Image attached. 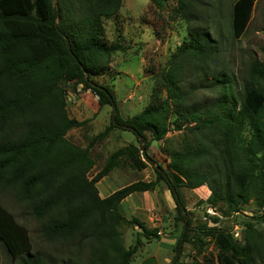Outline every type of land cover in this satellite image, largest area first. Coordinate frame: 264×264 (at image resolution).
I'll return each instance as SVG.
<instances>
[{"label":"trees","instance_id":"obj_1","mask_svg":"<svg viewBox=\"0 0 264 264\" xmlns=\"http://www.w3.org/2000/svg\"><path fill=\"white\" fill-rule=\"evenodd\" d=\"M177 2L175 11L188 23L187 35L157 77L155 101L122 119L109 85L99 80L112 56L127 49L117 39L110 44L103 39V18L115 15L122 0H0V188L29 208L40 224L42 240L60 249L56 256L34 250L26 227L0 203V240L13 261L132 264L141 246L159 237V229L146 228L135 217L127 220L120 203L131 193L155 190L160 182L175 203L170 215L161 214V230L175 237L174 256L186 222L184 242L199 252L209 238L219 249L218 263L261 260L264 243L252 222L244 223L241 243L221 226L196 223L180 190L206 185L209 194L205 199L195 195L194 204L217 212L209 215L213 223L242 211L249 201L261 211L257 219L264 221V63L249 55L240 81L226 68L215 71L212 98L196 100L201 86H191V78L201 73L209 77L215 49L204 30L192 27L203 0ZM253 2H232L234 33L246 26ZM69 85L79 95L82 90L95 96L98 109L112 107L109 124L85 146L67 136L89 121L69 116ZM115 128L130 130L135 142L113 150L89 176L95 166L94 145ZM171 131L183 135V149L171 150L161 165L147 147L153 141L165 142ZM126 163L139 171L154 165L155 179L135 180L101 197L97 181ZM161 203L165 206L163 197ZM125 222L141 228L129 245L121 230ZM139 264L158 262L148 255Z\"/></svg>","mask_w":264,"mask_h":264},{"label":"rangeland","instance_id":"obj_2","mask_svg":"<svg viewBox=\"0 0 264 264\" xmlns=\"http://www.w3.org/2000/svg\"><path fill=\"white\" fill-rule=\"evenodd\" d=\"M234 1L203 0L202 7L199 9L200 15L195 16V21L192 22V27L207 33L215 49L209 66V77L201 73L191 78V86H201L195 95L198 101L206 102L212 98L214 91L211 89L213 82L211 74L215 71L226 68L233 73L235 80L240 81V75L244 71L249 55L257 56L264 63V0H254L248 22L239 34L233 32L230 21V8ZM177 9V0H122L121 7L115 15L103 18L104 41L110 44L117 39L127 46L125 51L117 52L112 56L107 73L99 78L101 82L109 85L122 119L140 112L147 104L155 101L152 92L155 86L158 87L157 77L166 68L170 56L187 35L188 23L181 18L179 11L178 13L175 11ZM67 90L69 116L81 120L89 118L88 123L83 127L69 130L67 136L75 143L85 146L96 133L109 124L112 107L106 105L98 109L95 96L89 93L82 94L84 93L82 90L79 91V95L71 85L67 87ZM146 135L147 138L150 137L149 132H146ZM183 139L179 131H171L166 135L165 142L164 140L153 141L147 147V152L155 161L165 165L166 155L171 150L183 149ZM129 142H135L134 134L128 129L118 128L97 142L93 148L95 166L89 172V176L102 166L109 153ZM144 159L147 161L145 157ZM148 166L150 169L154 167L150 163ZM140 177L139 170L133 167L123 171L115 170L102 183H99L98 189L100 193L108 194L132 180H140ZM180 191L185 207L186 209L191 207L192 218L196 223L207 221L209 226H221L242 243L246 231L244 223L250 221L260 232L264 243V221L257 219L256 216L261 211H256L252 201L244 204L242 211L221 216L220 222L213 223L209 220V215L217 212L205 205L194 204L197 197L189 189ZM0 203L13 214L18 223L26 227L34 250L39 249L54 255L60 253L58 247L50 246L42 240L39 236V222L30 215L29 208L12 192L0 188ZM122 213L127 220L131 218L125 203H122ZM132 227L133 224L128 222L121 226L126 245L132 244L136 238ZM205 240L208 243L199 252L192 243L183 242L177 264H205L207 260L220 264L217 262L219 249L209 238ZM158 245L156 240H152L149 244L144 243L134 255L132 264H139L143 257L148 256V253L155 249L166 253L162 247L161 249L156 247ZM173 256L172 248L166 255L168 262L162 258L158 264H169ZM0 264H18L11 259L1 240ZM251 264H264V249L261 251V260Z\"/></svg>","mask_w":264,"mask_h":264},{"label":"crops","instance_id":"obj_3","mask_svg":"<svg viewBox=\"0 0 264 264\" xmlns=\"http://www.w3.org/2000/svg\"><path fill=\"white\" fill-rule=\"evenodd\" d=\"M126 168H131V167L128 165H123V166H118L114 168L113 170H111L107 175L103 176L99 181H97L96 183L97 189H98L99 183H102L106 179V177H109V175L113 173V171L115 170L123 171ZM139 172L141 173L140 179L142 180L148 181L151 179H155V176H156L155 172L153 169H150L149 166L145 167ZM98 192L101 197H105L108 194H110L112 191L108 194L106 193L102 194L100 193V190L98 189ZM192 193L198 196L199 198L205 199L207 195L209 194V189L207 188L206 185H202L192 190ZM161 197H163L165 206H163L161 203ZM122 203L126 204L128 208V214H130V217H135L136 219H138L140 222L144 224L146 228H149V229L158 228L159 229L158 230L159 237L153 240H156L159 244L156 247H160V249L162 247L163 249L166 250L165 251L166 253L164 252L161 253L159 249H155V250L150 251L148 255L154 256L157 259L158 263L161 261L162 258L165 262H168L166 260L167 259L166 255H168L170 250L173 248L175 244V237L169 234H165V232L161 230V225L163 224L161 214L164 212L165 215H170L172 213V210L175 207V203L170 193V190L164 186H161V182H160L158 187L155 190L140 191V192L138 191V192L131 193L130 195H128L121 201L120 203L121 207H122ZM188 209H191V207H188ZM132 229L135 234L141 232V228L135 224L133 225ZM150 242L151 241L146 242L145 244L147 243L149 244ZM162 254H165V255H162Z\"/></svg>","mask_w":264,"mask_h":264},{"label":"water","instance_id":"obj_4","mask_svg":"<svg viewBox=\"0 0 264 264\" xmlns=\"http://www.w3.org/2000/svg\"><path fill=\"white\" fill-rule=\"evenodd\" d=\"M56 7H57V3H56ZM67 47L69 48V42L68 41H67ZM73 56L77 60V57L75 55H73ZM85 77L88 78V73L87 72L85 73ZM113 116H114V112H113ZM122 126L127 127L126 125H122ZM140 138L141 137H139V139ZM186 227H187V224H186V222H184L183 233H182V236H181V240H180V244H179L178 250H177V252H176V254L174 256V259H173V264L176 263V260H177V258L179 256L180 252H181V248H182L183 242H184V236H185V232H186Z\"/></svg>","mask_w":264,"mask_h":264}]
</instances>
